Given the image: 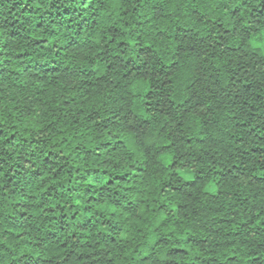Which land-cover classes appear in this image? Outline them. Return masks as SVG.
I'll return each instance as SVG.
<instances>
[{
	"label": "clouds",
	"instance_id": "9594fccd",
	"mask_svg": "<svg viewBox=\"0 0 264 264\" xmlns=\"http://www.w3.org/2000/svg\"><path fill=\"white\" fill-rule=\"evenodd\" d=\"M0 264H264V0H0Z\"/></svg>",
	"mask_w": 264,
	"mask_h": 264
},
{
	"label": "trees",
	"instance_id": "16d2710c",
	"mask_svg": "<svg viewBox=\"0 0 264 264\" xmlns=\"http://www.w3.org/2000/svg\"><path fill=\"white\" fill-rule=\"evenodd\" d=\"M231 258V257H230Z\"/></svg>",
	"mask_w": 264,
	"mask_h": 264
}]
</instances>
